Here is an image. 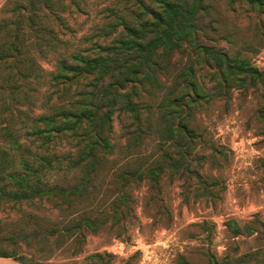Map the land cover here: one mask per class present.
<instances>
[{
  "label": "rangeland",
  "instance_id": "obj_1",
  "mask_svg": "<svg viewBox=\"0 0 264 264\" xmlns=\"http://www.w3.org/2000/svg\"><path fill=\"white\" fill-rule=\"evenodd\" d=\"M159 1L0 0V52L25 50L21 63L12 53L0 66V147L9 146L6 126L28 144L31 117L62 89L50 78L60 61L132 40L126 27L152 21ZM188 30L176 48L156 49L139 78L127 76L140 120L116 111L111 150L97 155L87 194L0 207L3 234L16 237L8 248L24 263L264 264V0H203ZM71 147L61 143L64 166L46 170L44 183H81L83 172L65 169ZM86 218L101 223L96 231L76 228ZM96 253L101 260L88 259Z\"/></svg>",
  "mask_w": 264,
  "mask_h": 264
},
{
  "label": "trees",
  "instance_id": "obj_2",
  "mask_svg": "<svg viewBox=\"0 0 264 264\" xmlns=\"http://www.w3.org/2000/svg\"><path fill=\"white\" fill-rule=\"evenodd\" d=\"M159 2L160 10L151 12L152 21L142 23L139 28L126 27L129 35L133 37L132 40H122L118 47L97 45L94 56L77 53L70 57V62L64 59L58 63L56 71L50 78L56 86H62V89L58 91L54 105L48 111L31 117V127L23 135L28 144L21 143L19 135L9 126L2 130L9 146L0 147V207L10 202L44 197L50 200L61 198L63 202L69 204L73 197H83L87 194L89 183L96 171L97 155L111 150L108 138L113 132L112 123L116 111L122 110L131 114L135 121L140 120L138 105L133 103L125 92L126 83L130 80L127 76L134 73L136 76L133 79L139 78L153 62L152 54L156 49H166V46L169 50L176 48L178 42L187 37L190 23L203 8V0ZM29 3L32 4V0H29ZM20 16L21 14H18L15 21ZM27 18L30 19L28 15ZM6 27L7 24H2L0 30L5 32ZM148 34L155 36L145 40L144 42H147L145 46L140 40ZM12 53L14 56L11 60L21 63L17 59L25 54V50L20 44L12 43L6 51L0 52V66ZM11 78H15L11 85L15 90L14 93L16 92L13 98L19 103L21 102L19 78H24V75L18 72ZM85 78H93V82L90 83L92 89H87V85L79 92L78 98L70 97L68 94L72 84ZM107 79L110 80L109 83H106ZM26 97L27 94H24V98ZM63 141L73 145L67 153L69 160L65 169L80 170L85 176L81 179V183L72 187L57 185L51 187L42 181L43 173L62 165L58 150ZM30 158L32 163L29 161ZM119 206L121 204H118ZM100 224L86 218L76 228L86 227L96 231ZM15 238L3 234L0 219V258H9L20 264H27L23 262L21 256H17L16 250L10 251L8 248ZM88 259L101 260L102 255L96 253ZM229 263V261L221 263L215 260L212 264Z\"/></svg>",
  "mask_w": 264,
  "mask_h": 264
},
{
  "label": "crops",
  "instance_id": "obj_3",
  "mask_svg": "<svg viewBox=\"0 0 264 264\" xmlns=\"http://www.w3.org/2000/svg\"><path fill=\"white\" fill-rule=\"evenodd\" d=\"M4 259H6V258H4Z\"/></svg>",
  "mask_w": 264,
  "mask_h": 264
}]
</instances>
